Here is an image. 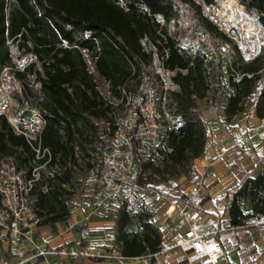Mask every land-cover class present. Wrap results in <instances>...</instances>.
<instances>
[{
    "label": "trees",
    "instance_id": "16d2710c",
    "mask_svg": "<svg viewBox=\"0 0 264 264\" xmlns=\"http://www.w3.org/2000/svg\"><path fill=\"white\" fill-rule=\"evenodd\" d=\"M202 1L209 4L213 0ZM238 2L247 10L264 15V0ZM185 4L195 8L197 14L191 16L186 12ZM156 16L161 17L163 24ZM180 18L189 20L211 38L217 34L229 40L216 24L200 14V6L193 0H0V70L11 66L8 42L15 45L19 57L29 55L34 59L22 70L16 69L14 75L24 79L26 73H31L37 80L41 104L47 111L43 113L42 146L51 150L53 161L63 170L55 181L46 182L49 187L46 191L42 182L31 192V205L42 217L41 224H52L68 214L66 203L79 183L70 166L76 161L71 139L80 130L78 122H87L95 130L97 126L90 116L106 117L107 123L112 122L107 115L109 104H105L98 90L101 81L107 83L109 97L123 101L125 95L133 98L141 93L151 75L161 67L177 86L178 91L173 92L177 122L165 128L151 153L138 147L135 139L131 142L132 173L135 181L146 189L170 178L186 176L187 161L192 162L204 153L206 129L201 101L204 107L213 106L222 122H230L249 102L253 103L256 117L264 118V45L247 62L241 60L233 46L238 59L225 62L226 82L218 66L223 57H219L215 63L217 83L211 89L205 76L204 57L188 54L167 32L166 25ZM143 39L149 43L148 50L141 44ZM128 81L133 82L132 87L127 85ZM227 86L231 89L229 93ZM210 89L211 95L206 99ZM95 135L91 134L90 139ZM101 136L109 138L104 128L96 135L103 145ZM166 145L171 152L166 153ZM3 155H12L19 168L25 169L21 164H28L27 171L31 168L32 150L0 115V156ZM252 172L240 179L232 193L226 208L229 227L241 225L251 214L264 213V199L258 194L264 191V163L255 175ZM169 198L188 208L202 209L210 196L203 192L196 202L185 194ZM243 198L250 202V212L242 211ZM116 207L112 248L128 258L162 249L161 231L150 214H140L138 229L130 232L126 229L132 219L129 208L125 204ZM51 212L52 216L43 218Z\"/></svg>",
    "mask_w": 264,
    "mask_h": 264
},
{
    "label": "built area",
    "instance_id": "2783aa9c",
    "mask_svg": "<svg viewBox=\"0 0 264 264\" xmlns=\"http://www.w3.org/2000/svg\"><path fill=\"white\" fill-rule=\"evenodd\" d=\"M193 1L200 6V13L203 17L220 26L218 19L222 14L219 13L220 8L216 0L209 4L202 0ZM225 15L227 13L223 14V16ZM257 16L258 14L254 18L256 21ZM156 20L163 24L161 17L156 16ZM171 21L173 22V20ZM233 25L235 24H231V27H234ZM261 44L264 42L257 46H249L242 43L241 40L233 42L223 39L218 43L217 48L221 55H228L229 51L233 50V46H236L242 61L247 62L259 53ZM187 45L188 48L190 46L192 50L195 49L193 40ZM164 53H167L166 49H164ZM229 61L228 58L227 62ZM162 72L165 70L161 67L158 75L164 84L163 90L166 92L171 81L166 75L168 82L166 84ZM122 94L125 95L123 89ZM127 98L125 95L122 113L114 117L112 122H108L104 127V131L109 136L111 149L103 150L97 160L86 170L84 183L85 186L104 188L111 200L131 208L142 204L144 191L151 189L140 186L133 176L132 139H135L137 146L146 153H151L165 128L174 124V119L165 108L164 103L162 111L156 108L150 87L146 86L141 93L130 100ZM28 110V116H25L22 110L14 114H6V105L0 103V115L6 118L14 133L24 137L33 152L32 165L28 171L19 168L12 155L0 156V231L8 235L13 245H25L33 250L34 252L27 257V259H31L36 256L57 253L47 249L43 242L38 241L35 236L41 225L42 217L31 205L30 196L38 183L45 182L42 184V189L46 191L49 188L46 182L55 181V176L58 175L60 167L57 161H53L51 150L42 146L41 136L45 125L43 114L39 108ZM165 150L168 153L172 149L166 145ZM79 152L75 146L74 157L76 161L79 160ZM159 157L161 158L162 155ZM258 194L264 199V191H260ZM221 200L220 195H216L213 199L215 202ZM163 213L170 221L180 223L181 232L169 248L179 250L188 264H220L221 260L225 258V250L216 239L219 229L205 220L201 209H191L180 201L171 200L165 202ZM236 227L262 228L264 227V213L251 214L243 220L241 225ZM262 239L264 240V233ZM58 253L67 254L61 251ZM84 254L91 257L101 255L99 252L95 254L85 252ZM155 254L152 253L151 255ZM72 255L76 256L77 254L72 253ZM102 256L123 258L115 252L105 253ZM143 257L145 256L141 255L134 258ZM23 261H4L3 264H20Z\"/></svg>",
    "mask_w": 264,
    "mask_h": 264
},
{
    "label": "crops",
    "instance_id": "0c3cea01",
    "mask_svg": "<svg viewBox=\"0 0 264 264\" xmlns=\"http://www.w3.org/2000/svg\"><path fill=\"white\" fill-rule=\"evenodd\" d=\"M200 109L206 127L205 150L193 160L195 178L181 189L199 198L203 192L209 194L210 199L201 210L205 220L220 230L217 240L226 253L220 264H264V227L229 228L226 210L240 179L251 170V174L255 175L264 163V118L256 117L252 102L230 122H222L213 106ZM63 186L68 190L67 185ZM189 190L192 192L189 193ZM73 194L66 203L68 214L52 224H41L35 235L47 249L57 253L27 259L34 251L25 245H13L8 235L0 231V264L13 260H24L20 264H188L179 250L163 246L162 239V249L153 252L155 255L148 253L143 258L122 256L116 248H112L116 232V205H107L108 209H105V204L98 205L100 198L91 205L74 204ZM216 195H220L222 200L213 201ZM240 207L245 213L251 210L250 202L244 198ZM52 215L51 212L43 218ZM60 251L67 254L58 253ZM85 252H99L101 255L91 257ZM111 252L123 258L102 256Z\"/></svg>",
    "mask_w": 264,
    "mask_h": 264
},
{
    "label": "rangeland",
    "instance_id": "374dc122",
    "mask_svg": "<svg viewBox=\"0 0 264 264\" xmlns=\"http://www.w3.org/2000/svg\"><path fill=\"white\" fill-rule=\"evenodd\" d=\"M216 1L218 2L220 8L219 11H221L223 9L222 5L218 0ZM236 1L238 2V0ZM183 8L191 16L197 14V10L187 4L183 5ZM243 8L245 12L249 16H251L252 19L256 17L257 13L251 10H247L244 6ZM218 22L220 26H218L214 22L212 23L216 24L218 29L222 30L223 33L228 34L226 36H228L229 40L233 42L235 40H241L242 43L249 46H257L259 43L264 42V28H261V25L257 26L256 20H254V22L257 27L254 30H248L247 27L238 22L235 23L234 21H232V23H230L228 15H220ZM231 24H235L233 25L234 27H231ZM229 27L230 29H228ZM166 28L167 32L175 38L178 46L186 49L188 54H197L204 57L205 76L211 89L217 83L218 70L215 63L217 62L219 57H223V59H220V63L218 66H220L223 71L224 81H227L228 71L225 68V62L228 58L232 61L237 60L238 56L236 52H233L231 50L229 51L228 55H221L218 52V43L223 40L221 36L215 34L213 35V38H211L206 34L201 33L192 22L187 19L181 18L174 22L171 21L166 25ZM191 40L195 42L194 50H192L190 46L189 49L187 45V43H189ZM141 44L143 45L145 50L149 49V43L147 40H141ZM262 45L264 44H261V46ZM8 48L12 54L10 63L11 66L2 68L0 70V103L6 105V114H14L22 110L24 115L28 116V109L30 108H39L42 114L47 113L44 106L41 104V91L39 90L38 82L34 78L33 74L26 73L24 79L16 78L14 75V71L16 69L22 70L24 66H26L29 62H33L34 59L29 55L19 57V52L16 51L15 45L13 43L8 42ZM160 70L161 68H159L156 73L151 75L147 87H150L153 92L156 108L159 111H162V105L164 103L165 108L171 114L175 123L177 122L178 118L176 114V100L173 92L178 91V89L177 86L172 82L170 83V85L168 84L166 74L165 72H162V76L164 77L166 84H168L166 92L163 90L164 84L158 75V72ZM127 85L129 87H132L133 82L128 81ZM226 88L227 93H229L231 89L228 86ZM211 89L207 92L206 99L210 97ZM98 90L103 95V99L106 102L105 104H109L107 115L111 119H113L117 115L121 114L124 108L125 101L114 100L109 97V95H107V83H105L104 81L98 83ZM128 98L129 100L131 99L129 96ZM199 106L203 107L204 101H201L199 103ZM88 118L93 122L94 125L97 126L96 130L92 128L87 122L80 121L78 122V128L80 130L76 131L71 139V143L73 144V146H76L77 150L80 151L78 153L79 160L70 164L71 168L74 171L75 178L79 182L75 191L73 192L75 193V195L73 194L72 198H74V204L81 202L82 204L87 205L95 204V200L97 198H100L101 203H99L98 205L103 206L102 204H105L104 208L108 209L107 205L119 204L108 197L104 188L100 186H85L84 183L86 170L97 160V157L103 150L111 149L110 141L107 136H101L104 141L103 145H100L99 141H97L96 139V135H99L102 128L106 126L107 118L102 117L100 119H95L92 116ZM59 129L62 137H64L63 128L60 125ZM93 133H95L96 135L95 137L93 136V139H90V135ZM186 165L188 168L186 176H181L179 178H170L166 183L157 184L155 187H153V189L144 191L143 203L129 208L132 219L131 223L126 227L127 230H129L130 232H134V230H137L139 227L138 216L140 214H150L161 231L163 246H170L172 244V241L174 240L176 235L181 232L180 223L172 222L167 219L163 213V207L166 201L172 200L169 198V196H180L181 194H185L186 196L191 198V196L194 195L193 194L190 196L189 194L184 193L181 189L183 186L187 185L188 182L191 183L195 178V175L193 174V161H187ZM21 166L25 169H28V164H21ZM58 166L60 167L59 164ZM62 171L63 170L60 167V170L58 172L59 176ZM194 188L195 187H193L192 189ZM188 192L191 193L192 191L189 190ZM193 198L194 200H198L199 197L194 195L192 199ZM98 205L97 207H99ZM145 206H148V208H146ZM217 233L218 234H216V239H218V235L221 234L220 230Z\"/></svg>",
    "mask_w": 264,
    "mask_h": 264
},
{
    "label": "bare ground",
    "instance_id": "6f19581e",
    "mask_svg": "<svg viewBox=\"0 0 264 264\" xmlns=\"http://www.w3.org/2000/svg\"><path fill=\"white\" fill-rule=\"evenodd\" d=\"M220 4L222 5V10L219 11L221 14L227 13L228 18L235 23H241L245 27H247L248 30H254L256 29V24L254 20L249 16L243 6L239 4L236 0H218ZM221 7V6H220Z\"/></svg>",
    "mask_w": 264,
    "mask_h": 264
},
{
    "label": "water",
    "instance_id": "95a60500",
    "mask_svg": "<svg viewBox=\"0 0 264 264\" xmlns=\"http://www.w3.org/2000/svg\"><path fill=\"white\" fill-rule=\"evenodd\" d=\"M256 24L257 26L264 25V15L263 14H258Z\"/></svg>",
    "mask_w": 264,
    "mask_h": 264
}]
</instances>
